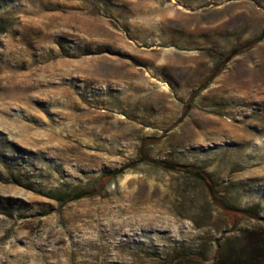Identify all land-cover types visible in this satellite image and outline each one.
<instances>
[{"label": "rangeland", "instance_id": "obj_1", "mask_svg": "<svg viewBox=\"0 0 264 264\" xmlns=\"http://www.w3.org/2000/svg\"><path fill=\"white\" fill-rule=\"evenodd\" d=\"M0 23V264H264L261 222L137 162L158 139L152 160L264 219V36L201 89L264 0H0Z\"/></svg>", "mask_w": 264, "mask_h": 264}, {"label": "trees", "instance_id": "obj_2", "mask_svg": "<svg viewBox=\"0 0 264 264\" xmlns=\"http://www.w3.org/2000/svg\"><path fill=\"white\" fill-rule=\"evenodd\" d=\"M4 31H5V27L4 25L0 23V34L3 33ZM263 36H264V30L260 37L256 38L255 40L247 44L236 47L226 52L225 54H217L215 52H211V55L214 56L216 60L218 61V65H217V68L211 73L207 81L203 83L201 89H204L206 85L212 79L218 76L221 70L224 68V66L229 61H231L234 57L241 54L243 51L251 49L257 42H259L263 38ZM194 98H195V93L191 95V98L189 100L190 103L194 100ZM187 110H188V107L186 108L185 112ZM155 142H159V140L158 139H148V140L143 141L139 149V152H138V161H137L138 163L150 165V166L159 168L161 170H164L166 172L184 173L196 179L204 186L207 194L212 200V203H214V205H216L217 207L221 209V211L223 212V218L226 221H230L232 225L233 224L235 225L237 223V220L240 218L254 219V220L261 222L264 225V219L259 218L253 212L231 209V208L226 207L221 201H219V199L217 198V187L214 181L212 180L210 176L204 173L202 169L195 168L193 166H181V165L171 164V163L164 162V161L152 160L149 157L148 153L146 152L145 146L149 143H155ZM135 165L136 164L130 165L128 168H133V166ZM124 170H125L124 168H121L114 172H110V173H106L102 175L97 182L96 188L93 189L92 191H89L87 193H78L76 195H65L62 197V199H64L65 202H70V201L72 202V201L85 198L87 196H94L99 191L103 190V188L108 182L117 178L118 175L123 173ZM219 242L220 241H218V244ZM219 253H220V249L218 248L215 257H216L218 264H222L223 260L220 259ZM225 260H226V264H246L248 262V256L245 250L240 248L238 250L230 251Z\"/></svg>", "mask_w": 264, "mask_h": 264}]
</instances>
